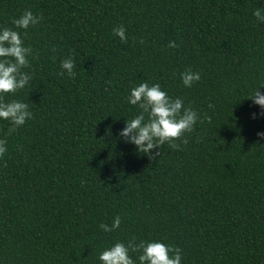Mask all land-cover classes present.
<instances>
[{"label": "trees", "instance_id": "16d2710c", "mask_svg": "<svg viewBox=\"0 0 264 264\" xmlns=\"http://www.w3.org/2000/svg\"><path fill=\"white\" fill-rule=\"evenodd\" d=\"M256 8L264 0H0V28L33 49L32 79L7 97L33 118L0 158V264H100L133 237L182 249L181 264H264V116L245 99L264 80ZM26 10L43 20L25 35L12 20ZM68 57L74 78L58 75ZM187 69L200 74L191 87ZM143 82L199 117L186 145L151 161L118 135ZM116 216L119 228L99 227Z\"/></svg>", "mask_w": 264, "mask_h": 264}, {"label": "clouds", "instance_id": "9594fccd", "mask_svg": "<svg viewBox=\"0 0 264 264\" xmlns=\"http://www.w3.org/2000/svg\"><path fill=\"white\" fill-rule=\"evenodd\" d=\"M253 17L257 22H264V9L256 8ZM43 20L42 16H36L31 10L12 20L15 29H21L27 34V29L34 27ZM122 43L127 42L126 30L123 25L112 29ZM140 43H143L141 39ZM168 47L176 48L175 41H169ZM54 53L55 48L51 49ZM33 56V49L25 46L19 31L13 28H0V121H7L8 128L5 138H0V158L7 152V138L16 133L27 120L33 118L29 105L17 100L7 99L23 90L32 79L29 72L24 71L31 67L29 57ZM75 61L68 57L60 62V76L67 74L74 78ZM181 80L185 87H191L200 80V74L191 69L181 74ZM264 88V80L260 81L245 99L251 100L261 109L259 114L264 116V94L259 89ZM130 105L139 108V114L131 120L125 121L124 128L119 132V138L125 143L133 144L139 154L148 156L154 160L159 156L160 147L167 144L171 149H180L181 144H187L186 133H192L198 120V113L191 106L185 107L181 98H171L166 91L161 89L159 83L149 85L148 82L140 83L130 90L127 97ZM209 108L215 107L213 104ZM211 122L210 117H206ZM203 122V121H201ZM257 137L264 138V132H257ZM157 151H153V150ZM121 218L116 216L109 226L100 224L104 232H111L119 228ZM137 254L139 264H181L182 249L172 247L159 241H139L135 237L127 242H116L114 245L100 252L98 259L100 264H135L129 253Z\"/></svg>", "mask_w": 264, "mask_h": 264}]
</instances>
